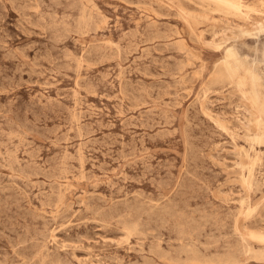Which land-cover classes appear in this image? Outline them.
I'll return each mask as SVG.
<instances>
[{
    "label": "rangeland",
    "instance_id": "1",
    "mask_svg": "<svg viewBox=\"0 0 264 264\" xmlns=\"http://www.w3.org/2000/svg\"><path fill=\"white\" fill-rule=\"evenodd\" d=\"M225 1L0 0V264H264L239 230L264 234V143L225 61L264 64L239 32L264 0Z\"/></svg>",
    "mask_w": 264,
    "mask_h": 264
},
{
    "label": "bare ground",
    "instance_id": "2",
    "mask_svg": "<svg viewBox=\"0 0 264 264\" xmlns=\"http://www.w3.org/2000/svg\"><path fill=\"white\" fill-rule=\"evenodd\" d=\"M210 1L215 2V3H220V4L222 3V4H225L227 7L233 8V5L228 3L225 0H210ZM234 8H236V7L234 6ZM236 10L241 12L240 7H237ZM235 13H237V12H235ZM240 14L242 16H244V18H245V15L243 13H240ZM244 18H243V20L245 22V27L251 26V29H252V26H254L253 29L255 30V32L256 31H258V32L256 34H254L255 32L254 33L252 32L253 33V35H252V34H249L250 28L249 29L242 28V29H239L240 30L239 32L242 36H249V37L255 36L258 38V37H260V35L264 34V24L263 23H260L258 21H251L249 17L247 19H244ZM254 30H252V31H254ZM235 34H238V33H234V35ZM236 37L237 36L235 35V38ZM233 38H234V36L231 39H233ZM238 38H236L235 40L237 41ZM259 39H258L259 42H261L262 39L261 38H259ZM232 41H234V39ZM242 45H243V43H242ZM234 46L236 47V50L234 48H233L234 50L228 48V49H226V50H228L227 53L225 52L226 54H228V56L225 60L226 64H227L226 66L228 67V74L231 75L230 77L233 76V77L239 78L243 85L246 84V86L249 87L250 93H251V98H250L249 103H250L251 107L254 109V121H255L254 127L258 131L256 138H255V141L258 143H264V64H263V62L260 61V55L258 54L260 51L257 49V46H256V48H255V50L257 52L256 57L252 61H249L248 57H246V56L243 59H242V57H240L241 59L239 58V56L237 57L236 52H237V50H239V48H238V45H234ZM263 48H264V46H263ZM218 69H219V67H218ZM233 77H232V79H233ZM258 155L260 156V154H258ZM248 156H249V154H248ZM250 172H251V170H250ZM243 185L248 191V189L250 187V179L249 178H243ZM241 215L244 218L247 217V213H245V212L244 213L242 212ZM239 230L241 231V234L243 236H247L251 240L260 241V243L264 245V234H258V233L256 234L254 232L241 230V228H239ZM261 254H263V253H261ZM256 258H257V256H256ZM256 258H254V259H256ZM263 259H264V257L260 260V262L261 261L264 262Z\"/></svg>",
    "mask_w": 264,
    "mask_h": 264
}]
</instances>
